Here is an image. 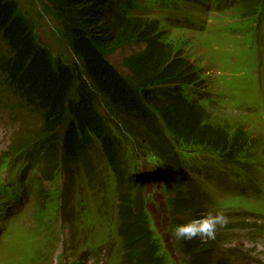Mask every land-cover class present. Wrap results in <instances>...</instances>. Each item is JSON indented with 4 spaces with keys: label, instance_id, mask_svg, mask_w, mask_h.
I'll return each mask as SVG.
<instances>
[{
    "label": "rangeland",
    "instance_id": "obj_1",
    "mask_svg": "<svg viewBox=\"0 0 264 264\" xmlns=\"http://www.w3.org/2000/svg\"><path fill=\"white\" fill-rule=\"evenodd\" d=\"M15 1L55 61L69 66L79 63L61 0ZM196 1L161 10L159 1L131 0L129 3L139 4L131 12L124 11L126 17L122 21L112 22L110 27L116 26L118 35L103 53L131 81V64L148 55L150 35L156 36L158 43L168 48L167 54L181 55L200 71L203 81L198 92L216 100L211 104L201 101L217 121L212 126L215 134L230 130L229 137L240 146V127L250 138L242 147H251L252 151L243 156L245 169L237 177H229L220 172V167L201 159L189 165L181 163L187 179L194 183L203 181L209 191L207 206L200 208L186 200L176 203V192L179 199L190 196H180L185 189H180L178 183L177 190L167 196L164 179L153 170L156 160L149 159L150 167L143 166L150 182L140 211L143 224L152 249L157 250V264H192L194 254H198L197 262L209 259L207 264H221L226 259L228 264H264V0ZM190 16L199 20L198 29L189 28ZM249 53H256L255 59H249ZM230 83L239 90L223 87ZM181 87L187 89L185 85ZM100 104L103 113L106 103L101 100ZM38 125L37 116L18 108L16 99L0 98V204L7 196L19 193L20 188L24 190L17 215L5 219L0 216V264H140L136 262L140 251L126 246L136 244L141 237L135 235L128 241L127 236H122L123 227L128 224H114L117 216L135 214L133 179L126 204L125 193L129 189L123 185L119 194L118 181L99 145L73 168L60 164L51 178L44 173L47 164L41 153L36 152L42 141L36 134ZM115 125L116 128L107 125L114 135H119V130L125 133L119 121ZM127 152H132L129 146ZM203 171H207L204 179L200 178ZM104 191L106 195L101 196ZM182 204L185 206L180 207ZM200 209L203 214L222 212L228 222L218 227L215 239L203 241L205 250L194 252L186 240L175 239L172 233L177 224L199 218ZM43 215L45 218H40ZM133 221L134 218L131 227L136 226ZM160 231L165 233L162 238ZM144 243V239L138 242Z\"/></svg>",
    "mask_w": 264,
    "mask_h": 264
},
{
    "label": "trees",
    "instance_id": "obj_2",
    "mask_svg": "<svg viewBox=\"0 0 264 264\" xmlns=\"http://www.w3.org/2000/svg\"><path fill=\"white\" fill-rule=\"evenodd\" d=\"M61 1L69 17L66 26L72 49L79 59L73 66L52 58L15 0H0V98H14L18 108L37 116L36 134L42 139L39 152L47 161L46 174L53 173L57 162L73 168L99 145L118 187L124 185L129 189L125 193L126 204L132 192L129 179H134L133 188L139 187L135 194V214L122 218V226L128 224L123 227L122 236H127L128 241L135 235L141 237L132 247L126 246L140 251L137 263L157 264V250L150 245L140 212L150 184L143 169L145 163L156 160L153 170L164 179L167 196L177 190V183L180 189H185L184 193L180 192L181 197L190 195L188 199H179L176 192V203L186 200L199 208L206 207L208 190L203 181L194 183L187 179L182 164L201 159L203 163L220 167L224 173L241 174L245 169L242 158L252 150L242 147L248 143V136L239 127L243 131L238 136L243 141L239 146L229 137L230 130L215 134L212 126L217 121L198 101L185 97L186 91L181 87L198 83L197 70L181 55L167 54L168 48L160 45L156 36L150 35L148 55L136 58L131 64V81L107 60L103 49L118 35L117 27L110 26L126 17L124 7L131 0ZM101 100L106 103L103 113ZM117 121L125 133L119 130V135H114L109 130L107 125L116 128ZM128 146L132 149L130 155ZM184 155L189 158L185 159ZM203 212L198 210L197 217L203 216ZM133 218L135 227L130 224ZM142 239L145 243L139 245ZM197 241V238L186 240L187 247H192L194 252L205 250L204 242ZM197 257L194 254L192 264L209 263V259L197 262Z\"/></svg>",
    "mask_w": 264,
    "mask_h": 264
},
{
    "label": "clouds",
    "instance_id": "obj_3",
    "mask_svg": "<svg viewBox=\"0 0 264 264\" xmlns=\"http://www.w3.org/2000/svg\"><path fill=\"white\" fill-rule=\"evenodd\" d=\"M227 222V218L222 212H208L199 218L177 225L172 235L179 240L196 238H200L202 241L212 240L216 237L218 227L226 225Z\"/></svg>",
    "mask_w": 264,
    "mask_h": 264
},
{
    "label": "bare ground",
    "instance_id": "obj_4",
    "mask_svg": "<svg viewBox=\"0 0 264 264\" xmlns=\"http://www.w3.org/2000/svg\"><path fill=\"white\" fill-rule=\"evenodd\" d=\"M136 3H137V2H136ZM137 4H139V3H137ZM128 175H129V174H128ZM127 177H128V176H127ZM133 181H134V179H133ZM129 183H132L130 179H129ZM137 187H138V186L136 185V186L133 188V189H134L133 191H134L135 194L138 193V191H136ZM119 190L121 191V187H120ZM135 191H136V192H135ZM131 194H132V193L130 192V196H131ZM119 205H121V202L119 203Z\"/></svg>",
    "mask_w": 264,
    "mask_h": 264
}]
</instances>
